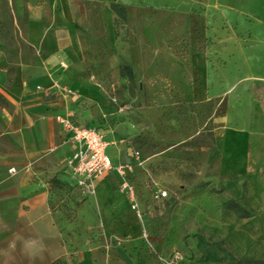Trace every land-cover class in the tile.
I'll list each match as a JSON object with an SVG mask.
<instances>
[{
  "label": "rangeland",
  "instance_id": "obj_1",
  "mask_svg": "<svg viewBox=\"0 0 264 264\" xmlns=\"http://www.w3.org/2000/svg\"><path fill=\"white\" fill-rule=\"evenodd\" d=\"M32 15L61 50L60 117L97 129L123 172L92 194L55 186L71 257L264 264V0H0L10 60L38 61Z\"/></svg>",
  "mask_w": 264,
  "mask_h": 264
},
{
  "label": "crops",
  "instance_id": "obj_2",
  "mask_svg": "<svg viewBox=\"0 0 264 264\" xmlns=\"http://www.w3.org/2000/svg\"><path fill=\"white\" fill-rule=\"evenodd\" d=\"M13 23L17 33L16 16ZM24 26L37 62L10 60L0 42V264H50L62 258L70 264H94L88 253L71 257L70 248L62 245L50 205L56 185L71 182L79 189L66 166L75 146L57 121L64 102L52 97L56 95L53 53L61 50L37 17L32 15ZM107 151L116 166L109 145ZM114 178V171L107 173L96 182V189L105 190Z\"/></svg>",
  "mask_w": 264,
  "mask_h": 264
},
{
  "label": "built area",
  "instance_id": "obj_3",
  "mask_svg": "<svg viewBox=\"0 0 264 264\" xmlns=\"http://www.w3.org/2000/svg\"><path fill=\"white\" fill-rule=\"evenodd\" d=\"M57 121L70 135L69 139L75 146L66 166L70 170L76 186L82 192L85 194L94 193L96 182L111 171L115 170L114 172L120 177L123 176L122 168L112 164L107 154V143L97 129L78 126L67 117H58ZM10 172H14V169H10ZM121 188L132 196V188L127 182L123 181Z\"/></svg>",
  "mask_w": 264,
  "mask_h": 264
},
{
  "label": "trees",
  "instance_id": "obj_4",
  "mask_svg": "<svg viewBox=\"0 0 264 264\" xmlns=\"http://www.w3.org/2000/svg\"><path fill=\"white\" fill-rule=\"evenodd\" d=\"M111 9L116 13V14H118V15H120V16H122L123 15V13H124V9L122 8V7H120L119 5H117V4H112L111 5ZM125 70H127V71H129L128 69L129 68H124Z\"/></svg>",
  "mask_w": 264,
  "mask_h": 264
}]
</instances>
